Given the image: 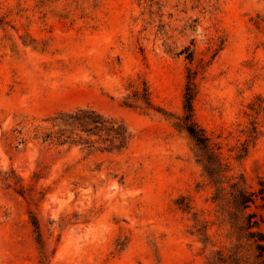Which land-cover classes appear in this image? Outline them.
<instances>
[{
    "label": "rangeland",
    "instance_id": "374dc122",
    "mask_svg": "<svg viewBox=\"0 0 264 264\" xmlns=\"http://www.w3.org/2000/svg\"><path fill=\"white\" fill-rule=\"evenodd\" d=\"M0 17V264H42L31 211L50 264H215L233 254V227L191 139L174 118L123 100L147 81L156 105L182 115L187 69L199 70L196 120L258 189L264 0H0ZM88 107L126 123V150L43 141L62 113ZM253 120L262 135L239 162ZM21 179L35 202L16 191Z\"/></svg>",
    "mask_w": 264,
    "mask_h": 264
},
{
    "label": "trees",
    "instance_id": "16d2710c",
    "mask_svg": "<svg viewBox=\"0 0 264 264\" xmlns=\"http://www.w3.org/2000/svg\"><path fill=\"white\" fill-rule=\"evenodd\" d=\"M1 24H8L0 17ZM189 60L194 61L193 55ZM199 70L189 66L187 69V82L184 89L183 114L177 115L162 106L156 105L152 98V91L147 81L132 93L125 96L123 104L127 107L139 109L145 114L158 112L167 118H174L177 129L185 132L194 144L198 163L214 189L213 201L219 206L225 221L231 223L233 236L237 244L233 254L224 255L220 251L215 259V264H247L244 260L246 246L251 247L255 260L251 264H264V178L259 182V188L253 189L247 182L243 173H235L229 162L224 157L220 143L214 142L205 128L195 117V100L199 95L198 84ZM262 100V98H259ZM256 113L262 107L252 105ZM58 130L46 132L43 141L56 146H86L96 148L103 152H122L126 150L133 140V134L126 123L118 118L108 116L95 108H80L73 112H65L56 118ZM247 132V139L242 143L236 160L241 162L249 154L251 146L262 135L258 122L253 120ZM16 191L31 202H35L32 189L19 181ZM30 202V203H31ZM261 211L254 210L253 208ZM191 211V205L182 207ZM31 224L36 234L35 240L39 246L42 264H50V254L42 231L38 215L30 212Z\"/></svg>",
    "mask_w": 264,
    "mask_h": 264
}]
</instances>
